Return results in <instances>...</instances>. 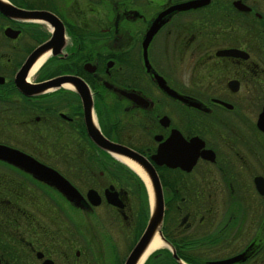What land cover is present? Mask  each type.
<instances>
[{
  "label": "flooded vegetation",
  "instance_id": "1",
  "mask_svg": "<svg viewBox=\"0 0 264 264\" xmlns=\"http://www.w3.org/2000/svg\"><path fill=\"white\" fill-rule=\"evenodd\" d=\"M0 145L77 192L0 160V264H125L127 152L141 264H264V0H0Z\"/></svg>",
  "mask_w": 264,
  "mask_h": 264
},
{
  "label": "water",
  "instance_id": "2",
  "mask_svg": "<svg viewBox=\"0 0 264 264\" xmlns=\"http://www.w3.org/2000/svg\"><path fill=\"white\" fill-rule=\"evenodd\" d=\"M41 54H34L30 58V63H33ZM30 64L29 66H31ZM28 66V67H29ZM27 69V68H26ZM52 82L43 83L41 89L50 86ZM87 115V114H86ZM90 136L97 143L102 144L98 132L90 131ZM99 136V137H98ZM111 149H116L112 148ZM125 157H129L130 162L138 166L146 177V186L149 193L150 213L147 229L134 247L133 251L127 258L125 264H137L139 258L146 250L151 239L154 237L155 232H159V228L163 217V200L161 197V186L157 176L152 167L145 161L137 159V155L132 152H127ZM0 160L7 162L19 169L30 173L38 180L51 183L64 193L67 197H73L77 194L74 187H72L62 176H60L53 169L39 163L31 156L11 148L7 145H0Z\"/></svg>",
  "mask_w": 264,
  "mask_h": 264
},
{
  "label": "bare ground",
  "instance_id": "3",
  "mask_svg": "<svg viewBox=\"0 0 264 264\" xmlns=\"http://www.w3.org/2000/svg\"><path fill=\"white\" fill-rule=\"evenodd\" d=\"M37 59H38V60L35 62V64H34V65L31 67V69L29 70V73H28L29 78L33 76V74H34L35 71L37 70L38 66L41 65V62H43L44 55L39 56ZM130 165H131V164H130ZM131 166L133 167V169L136 170V172H137V173H138L143 179H145V176H144L143 173L141 172V171H142L141 169H140V170H141V171H140L137 167H135V166H133V165H131ZM132 167H131V168H132ZM156 237H157V236H154V237L151 239L150 243L148 244V247H147L146 250L143 252L142 256L139 258L137 264H141V263H142V260H143V258L145 257V254H146L148 248L150 247L152 241H154V239H155ZM159 244H160L159 241H158V240H155V241L152 243L151 247L149 248L148 253L151 252V251H152L153 249H155L156 247H158ZM148 253H147V254H148Z\"/></svg>",
  "mask_w": 264,
  "mask_h": 264
},
{
  "label": "rangeland",
  "instance_id": "4",
  "mask_svg": "<svg viewBox=\"0 0 264 264\" xmlns=\"http://www.w3.org/2000/svg\"><path fill=\"white\" fill-rule=\"evenodd\" d=\"M111 264H118V262L115 260V262H113V261H112V263H111Z\"/></svg>",
  "mask_w": 264,
  "mask_h": 264
}]
</instances>
